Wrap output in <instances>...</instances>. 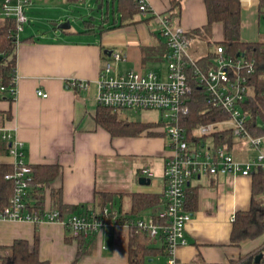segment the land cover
Returning a JSON list of instances; mask_svg holds the SVG:
<instances>
[{
  "label": "crops",
  "instance_id": "obj_1",
  "mask_svg": "<svg viewBox=\"0 0 264 264\" xmlns=\"http://www.w3.org/2000/svg\"><path fill=\"white\" fill-rule=\"evenodd\" d=\"M30 1L26 6L29 22L20 32L16 48L17 96L9 100L0 90V129L23 142L25 160L31 166H59V177L45 187L44 202L54 206L52 191L61 190L63 203L75 207V213L100 212L105 202L103 195L113 198V210L119 214L131 210L136 193L160 195L163 203L165 163L170 152L164 128H152L139 136H114L95 122L97 80L113 51L125 57L117 68L125 63L131 70L164 72L156 67L163 62L148 56L165 43L158 34L155 20L110 29L113 20L121 17L113 16L112 11L108 13V4L112 5L113 0H95V6L100 5L102 23L97 25L91 14L83 13L80 18L75 17L83 23L76 29L66 15L73 14L77 6L86 3L91 6L92 0ZM146 1L155 13L171 15L172 0ZM3 3L4 0H0V23L10 25L13 21L4 18ZM141 18L139 15L136 20ZM172 19L186 31L206 25L204 0L183 1L179 16ZM66 21L70 22L69 29L60 30L56 26ZM221 39V27L215 25L212 43ZM216 48L207 41L192 39L190 54L198 60L210 51L215 52ZM147 56L150 59L145 61ZM73 79L87 82L88 89L76 90L69 84ZM38 90L48 97L39 96ZM253 93L251 88L250 95ZM223 123L227 120L217 123V132L231 130L230 127L218 129ZM232 141L231 152L236 159L256 160L258 153L247 141L234 136ZM206 142L214 145V137H208ZM12 163L13 159L4 150V142L0 141V164L12 166ZM144 167L152 172L150 185L139 182L145 177L141 174ZM256 170L250 176L202 177L188 184L190 197L195 196V208L186 227L187 244L177 250L181 264H241L262 248L264 234L239 246L231 242L235 215L250 209ZM262 199L264 201V196ZM156 208L160 210L163 206ZM112 235L104 230L94 236L90 253L82 257L79 264H129L131 238L119 243ZM108 239H112V252L106 256L104 251L108 246L104 242ZM18 240L28 241L31 246L37 241L41 261L72 264L77 258L78 240L56 223L0 220V247L12 246ZM154 244L158 248L162 246L160 240Z\"/></svg>",
  "mask_w": 264,
  "mask_h": 264
},
{
  "label": "built area",
  "instance_id": "obj_2",
  "mask_svg": "<svg viewBox=\"0 0 264 264\" xmlns=\"http://www.w3.org/2000/svg\"><path fill=\"white\" fill-rule=\"evenodd\" d=\"M14 1L16 3H14ZM261 0H241L243 9L250 10L260 5ZM141 16H153L157 22L158 34L165 40L168 52L165 57L166 73L157 70H129L119 72L117 66L125 60L122 53L113 51L106 59L97 80V104L118 111L156 110L162 114L165 124L167 146L170 149L165 163L163 208L148 216L146 220L138 217L125 223L118 221V215L105 208L92 214L75 213L62 216L61 212L44 202L40 214L29 211L30 187L33 183L32 166L25 160V148L14 134L0 133V141L8 144V155L13 159V172L5 178L15 183V191L8 205L0 209V220L13 222L56 223L78 240L90 239L104 230L115 235L122 243L140 232H147L153 239L166 244V264H181L177 257L180 246L187 244L186 227L192 219V212L187 208V187L195 179L215 178L220 175L250 176L253 170L264 168L263 139L253 137L247 129V114L243 103L249 98L251 86L249 75L255 72L253 62L245 56L232 58L223 46H217L214 66L207 71L196 68V60L190 54L192 39L183 26L169 16L157 14L146 0H139ZM30 0H4L2 13L5 19L14 21L15 38L29 22L26 6ZM196 79L200 90L204 91L208 105L228 115L227 122L235 138L245 140L257 151L254 161H240L227 146L207 144L205 137L217 132V123L202 125L193 131L194 141L189 140L184 119L190 114L189 97L192 93V80ZM69 84L81 91L88 89L85 81L70 80ZM15 99L17 96V76L12 86L0 87ZM37 94L47 98L48 94L38 90ZM141 174L151 177L148 167L141 169ZM32 204V203H31ZM112 214V220L107 216Z\"/></svg>",
  "mask_w": 264,
  "mask_h": 264
},
{
  "label": "trees",
  "instance_id": "obj_3",
  "mask_svg": "<svg viewBox=\"0 0 264 264\" xmlns=\"http://www.w3.org/2000/svg\"><path fill=\"white\" fill-rule=\"evenodd\" d=\"M185 0H172L171 15L179 16L182 3ZM207 10L206 25L187 31V35L191 39H200L207 41L210 46H223L228 56L238 58L245 56L249 62L254 63L255 72L249 75V84L253 89V95H249L246 102L243 103L244 112L247 114V129L253 137L264 135V41H243L241 39L242 29V12L243 8L241 0H204ZM264 6V0H261L259 9ZM108 9L114 15H120V19L113 20V27H122L124 25L134 24L138 22H150L153 16L136 20L141 15L139 0H113L112 5L108 4ZM177 11V12H176ZM89 23V21L87 22ZM219 25L222 30V39L212 43L213 28ZM16 26L14 21L7 25L0 23V85L9 89L12 86V80L16 77V48L18 41L15 38ZM148 51V50H146ZM153 51V50H149ZM155 51V50H154ZM156 53L148 55L159 62H165L168 52L166 44L161 45L155 51ZM147 55V53H146ZM146 58L148 61L150 58ZM216 55L214 51H210L206 57L196 60L195 66H191L192 70L196 68L207 71L214 66ZM192 93L189 97L190 114L184 119V126L188 130L190 141H194L193 131L202 125L214 124L228 119V115L221 110L214 109L208 105L204 91L200 90L196 79L192 80ZM77 90V89H76ZM7 99L13 100V96L8 90L3 91ZM121 111L98 105L95 122L114 136H139L147 130L165 128L164 122L142 123L127 122L121 115ZM214 137L215 145L227 146L231 152L233 145V134L231 130L215 132L207 136ZM196 141V140H195ZM4 150L8 152V144L4 143ZM13 172V166L0 164V209H4L15 191V183L7 180L5 176ZM60 175L58 165H36L32 166L33 183L30 187L29 211L40 214L44 205L45 187L54 182ZM264 168L260 167L253 175V198L250 209L248 211L238 212L233 220V230L231 234V242L234 246H239L243 242L255 240L264 234ZM105 202L102 210L107 206L113 210V198L103 195ZM195 197V196H194ZM190 197L187 190V208L191 211L195 208V198ZM52 198L54 207L57 208L62 216L75 214L76 208L67 206L63 203L62 191L53 190ZM190 200V203H189ZM162 204L160 195L136 193L133 195L131 210L127 213L118 212V221L125 223L134 221L141 216L142 212L153 209ZM101 210V211H102ZM114 211V210H113ZM86 214V213H85ZM108 221L112 220V214L108 215ZM94 238H79L77 258L72 264H79V260L90 253V246ZM153 239L147 232H140L130 239L129 244V264H147V262L156 255L167 256L166 244L161 241L162 246L158 248ZM0 264H51L47 261H41L37 241L31 246L28 241L18 240L12 246L0 247ZM263 254V258L259 263L256 257ZM244 258V257H243ZM242 258V259H243ZM241 264H264V244L262 248L254 255L245 259Z\"/></svg>",
  "mask_w": 264,
  "mask_h": 264
},
{
  "label": "rangeland",
  "instance_id": "obj_4",
  "mask_svg": "<svg viewBox=\"0 0 264 264\" xmlns=\"http://www.w3.org/2000/svg\"><path fill=\"white\" fill-rule=\"evenodd\" d=\"M89 3V2H88ZM95 0H92L91 6H77L74 8V12L71 15H66V17H70L72 26L76 29H80L79 27L83 26L82 21H76L75 17H79L80 14L85 13L86 15L91 14L95 19V23L101 24V11L98 10V6H95ZM110 10H108L109 13ZM111 13V12H110ZM80 18V17H79ZM87 18V17H86ZM156 22V21H155ZM79 23V24H78ZM157 24V22H156ZM154 27V24L152 25ZM241 39L243 41L253 42V41H264V6L259 9V7H254L250 10L243 9L242 12V29H241ZM195 44H199L195 42ZM194 44V45H195ZM203 44H205L203 42ZM152 67V66H150ZM156 67H159L164 70L166 73V64L161 63L157 64ZM119 72H124L126 70H131V66L126 65L125 63H121L117 68ZM120 115L123 119L127 121H139V122H155L162 119V114L156 110H126L120 112ZM231 127L229 122L223 123L218 126V129H224ZM143 159V158H139ZM158 208H151L142 212L140 218L146 220L150 214L155 211H158ZM161 210V209H160ZM115 238V235H112ZM111 241L112 239H108L104 242L105 246H108V250L104 251V255L108 256L111 254ZM151 262H147V264H166V258L162 255H156L152 258Z\"/></svg>",
  "mask_w": 264,
  "mask_h": 264
},
{
  "label": "water",
  "instance_id": "obj_5",
  "mask_svg": "<svg viewBox=\"0 0 264 264\" xmlns=\"http://www.w3.org/2000/svg\"><path fill=\"white\" fill-rule=\"evenodd\" d=\"M56 26L60 29V30H67L71 27L70 22L66 21L64 23L61 24H56ZM2 60V57L0 56V61ZM140 184L142 185H150L151 184V179L147 178V177H142L139 180ZM263 258V254H260L256 257V262L259 263L261 261V259Z\"/></svg>",
  "mask_w": 264,
  "mask_h": 264
}]
</instances>
